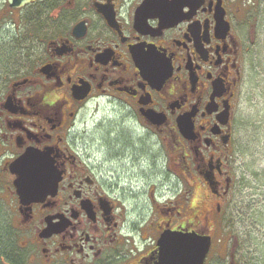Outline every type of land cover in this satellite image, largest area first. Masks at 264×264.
<instances>
[{
  "label": "flooded vegetation",
  "instance_id": "flooded-vegetation-1",
  "mask_svg": "<svg viewBox=\"0 0 264 264\" xmlns=\"http://www.w3.org/2000/svg\"><path fill=\"white\" fill-rule=\"evenodd\" d=\"M145 1L0 0V264H161L165 233L210 236L211 264L264 0H159L161 11ZM100 105L120 126L92 142L76 119ZM182 167L208 190L201 208L160 194ZM132 181L147 199L134 216L119 184Z\"/></svg>",
  "mask_w": 264,
  "mask_h": 264
},
{
  "label": "rangeland",
  "instance_id": "rangeland-1",
  "mask_svg": "<svg viewBox=\"0 0 264 264\" xmlns=\"http://www.w3.org/2000/svg\"><path fill=\"white\" fill-rule=\"evenodd\" d=\"M47 19L48 16L43 18L44 21ZM262 30L264 33V26ZM42 33L41 29L39 36ZM253 53L252 63L241 83L235 113L234 145L230 155L234 188L228 202L222 204L224 220L209 224L213 237L211 264H227L230 253L234 254L236 264H264V35L259 45H255ZM76 122L92 137V142L98 140L101 132L110 133L113 127L120 126L114 123L111 108L102 105L80 114ZM106 140L109 145L113 144L112 149L120 148V144L115 145L113 139ZM133 140L129 139V148L136 144ZM149 151H152L151 147ZM103 169L113 170V163L107 162ZM195 181L186 176L182 167V179L170 181L166 178L160 194L169 201L174 196L173 191H180L183 203H188L185 199L189 198L195 203L200 202L208 196V190ZM155 183L159 184L160 181ZM119 184L131 192V195L126 194L125 205L129 215L144 213L147 208L144 184L140 181ZM141 191L144 193L139 197ZM150 191L157 193L159 190L151 187ZM199 202L198 207L201 208Z\"/></svg>",
  "mask_w": 264,
  "mask_h": 264
},
{
  "label": "water",
  "instance_id": "water-1",
  "mask_svg": "<svg viewBox=\"0 0 264 264\" xmlns=\"http://www.w3.org/2000/svg\"><path fill=\"white\" fill-rule=\"evenodd\" d=\"M5 1L12 8H21L40 0ZM158 8H160L159 2L155 4L153 0H146L143 5L144 10H157ZM27 157L30 156H24L20 160L23 167H28L26 163ZM36 166L39 168L41 165L37 164ZM32 175L34 177L33 183H37L38 190L41 189V184L45 185L48 183L40 172L33 173ZM210 245L211 241L209 237H201L195 234L165 233L159 240L161 264H203Z\"/></svg>",
  "mask_w": 264,
  "mask_h": 264
},
{
  "label": "trees",
  "instance_id": "trees-1",
  "mask_svg": "<svg viewBox=\"0 0 264 264\" xmlns=\"http://www.w3.org/2000/svg\"><path fill=\"white\" fill-rule=\"evenodd\" d=\"M48 5H49V4H47L46 1L43 2V3L40 2V5H39V9H40V11H39V16L41 15L42 11L48 9ZM40 21H41V17H38V29H41Z\"/></svg>",
  "mask_w": 264,
  "mask_h": 264
}]
</instances>
